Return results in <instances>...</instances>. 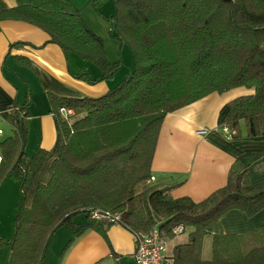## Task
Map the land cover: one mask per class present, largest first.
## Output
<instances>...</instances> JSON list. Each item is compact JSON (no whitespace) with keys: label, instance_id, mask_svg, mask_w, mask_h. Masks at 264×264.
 I'll use <instances>...</instances> for the list:
<instances>
[{"label":"trees","instance_id":"16d2710c","mask_svg":"<svg viewBox=\"0 0 264 264\" xmlns=\"http://www.w3.org/2000/svg\"><path fill=\"white\" fill-rule=\"evenodd\" d=\"M0 11V21L30 22L66 54L97 66L100 80L114 78L122 59L111 61L105 41L87 23L72 0H17ZM111 27L133 54L134 69L98 97H52L58 140L52 177L39 184L31 205H18L15 232L0 236L11 246L14 264H44L54 233L66 226L73 235L87 225L111 223L90 219L93 209L121 214L120 224L135 232L158 226L167 239L180 225L189 240L177 244L170 264H264V225L244 233H225L220 219L239 209L249 217L264 209V181L253 183L250 168L261 158L245 154L232 164L227 184L202 201L173 198L172 186L151 184L152 164L165 118L211 93L246 87L220 110L219 127L232 137L264 136V0H115ZM76 77L95 82L89 72ZM75 109L72 121L58 107ZM29 103L22 106L14 134L0 140V185L19 181L25 195L49 151L26 153ZM244 123L246 130H242ZM83 214L86 222H76ZM90 222H89V221ZM184 232V233H185ZM212 235V257L202 256ZM63 251V252H64Z\"/></svg>","mask_w":264,"mask_h":264},{"label":"crops","instance_id":"0c3cea01","mask_svg":"<svg viewBox=\"0 0 264 264\" xmlns=\"http://www.w3.org/2000/svg\"><path fill=\"white\" fill-rule=\"evenodd\" d=\"M17 6V0H0V11ZM50 40L45 30L30 22L0 21V140L14 134L18 124L17 111L29 103L26 153L32 156L39 149L50 152L28 191V206L37 186L48 183L53 174L51 166L56 158L58 125L52 97H98L119 84H114L113 78L100 80L103 73L97 66L75 54H66L60 45ZM118 42L123 45L120 39ZM113 49L116 50V46ZM107 52L110 57L108 48ZM81 72H89L96 81L76 77ZM240 92L243 89L211 93L165 118L152 164V185L172 186L170 194L173 198L188 196L199 202L225 186L235 160L251 153L261 155L250 168L251 181H264V136L234 138L218 125L221 108L235 97L242 96ZM41 97L39 104L37 98ZM242 130H246L244 123ZM19 187L15 178H6L0 185L1 198L4 195L10 199L11 191L16 196ZM220 223L225 233L248 232L264 225V209L252 217L242 210L232 209L220 219ZM180 243L168 247V256ZM136 247L134 232L121 224L87 225L66 248L57 264H134ZM51 264H55L54 261Z\"/></svg>","mask_w":264,"mask_h":264},{"label":"rangeland","instance_id":"374dc122","mask_svg":"<svg viewBox=\"0 0 264 264\" xmlns=\"http://www.w3.org/2000/svg\"><path fill=\"white\" fill-rule=\"evenodd\" d=\"M75 5L82 10L84 18L89 22L90 27L98 33L107 44L110 59H122L123 67L117 71L114 75V84L120 83L124 80L134 69L133 54L130 47L127 44L121 45L114 36L117 35L116 29H112L111 20L112 16L116 15L117 6L115 0H72ZM116 46V50L113 49ZM234 89H243L239 95L250 94L253 90L246 87H237ZM233 90V89H231ZM229 90V91H231ZM246 90V93L244 91ZM228 92V91H227ZM236 98V97H235ZM39 104H41L42 97L37 98ZM16 180V179H15ZM14 181V180H13ZM18 181V180H17ZM19 182V181H18ZM15 183V182H12ZM20 186V183H19ZM11 198L4 196L1 198L0 192V236H5L6 238H11L15 232V219L18 210L19 203L23 200L24 192L21 186L16 191V196H14L13 191H11ZM103 211H110L114 214H119L111 210L101 209ZM87 218L81 214L75 217L76 222H85ZM57 234L54 233L45 257L44 264H51L54 261L55 264L59 261L60 256L68 243V241L74 237L73 230L66 228V226L61 228ZM63 233L66 235L63 236ZM189 239V230L185 233L177 235V238L171 242L169 240L168 247L171 248L175 242H186ZM212 235H208L204 239V254L203 258H211L212 256ZM0 264H14L11 246L7 244L0 245Z\"/></svg>","mask_w":264,"mask_h":264},{"label":"built area","instance_id":"2783aa9c","mask_svg":"<svg viewBox=\"0 0 264 264\" xmlns=\"http://www.w3.org/2000/svg\"><path fill=\"white\" fill-rule=\"evenodd\" d=\"M58 112L61 117L69 122L76 115L74 108L65 105L59 106ZM0 133H2L1 130ZM153 179L154 177L151 180ZM90 219L101 222L107 221L111 224H120L121 214L93 209L90 211ZM173 232L176 235L184 233L185 227L180 225ZM134 234L137 242V247L133 254L134 264H170L168 258V241L158 226L154 227L150 232H135Z\"/></svg>","mask_w":264,"mask_h":264}]
</instances>
